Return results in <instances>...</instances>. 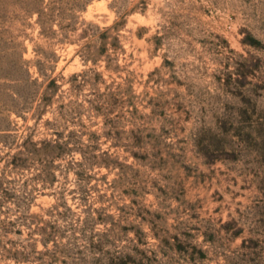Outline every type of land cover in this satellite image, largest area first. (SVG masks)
Wrapping results in <instances>:
<instances>
[{"label": "rangeland", "instance_id": "obj_1", "mask_svg": "<svg viewBox=\"0 0 264 264\" xmlns=\"http://www.w3.org/2000/svg\"><path fill=\"white\" fill-rule=\"evenodd\" d=\"M0 264H264V0H0Z\"/></svg>", "mask_w": 264, "mask_h": 264}]
</instances>
